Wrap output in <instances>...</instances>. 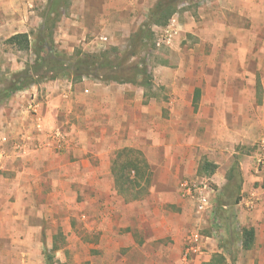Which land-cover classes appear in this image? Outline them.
Here are the masks:
<instances>
[{
    "label": "crops",
    "instance_id": "obj_1",
    "mask_svg": "<svg viewBox=\"0 0 264 264\" xmlns=\"http://www.w3.org/2000/svg\"><path fill=\"white\" fill-rule=\"evenodd\" d=\"M156 1L69 0L60 9L58 41L69 52L76 44L92 52L98 41L93 35H107L110 42L125 39L143 24ZM47 2L0 0V35L7 27L8 37L38 29L39 10ZM191 11L182 10L170 23L156 26L163 32L162 47L180 44L174 47L176 61L161 54L153 68L152 77L167 98L147 97L150 84L56 78L17 91L0 107V134L26 144L23 153L13 151L18 160L13 154L0 158V264H25L23 255L42 244V220H53L55 205L69 208L78 194V219H85L81 229L82 224L89 228L93 217L102 249L117 253L118 264H179L189 234L203 229L209 234H202L201 252L188 264H207L222 251L212 239L218 233L214 208L234 163L241 181L236 222L254 229L252 247L246 250L250 257L236 264H264V173L239 162L226 125L238 107L256 104L244 93L254 92L259 68L247 66L245 58L240 65H228L224 48H217L230 34L249 35L248 26L260 28L264 41V0H202ZM32 100L39 103L41 132L27 114ZM48 131L66 136V146L56 150ZM125 148L140 151L152 172L147 192L131 200L117 193L111 174L112 159ZM205 162L214 166L208 175L201 170ZM6 171H14V177ZM198 176L210 177L217 191L211 196L213 212L204 217L194 216L193 204L179 189L182 180ZM74 183L90 192L70 191ZM66 228L67 233L70 226ZM121 247H126L124 255Z\"/></svg>",
    "mask_w": 264,
    "mask_h": 264
},
{
    "label": "rangeland",
    "instance_id": "obj_2",
    "mask_svg": "<svg viewBox=\"0 0 264 264\" xmlns=\"http://www.w3.org/2000/svg\"><path fill=\"white\" fill-rule=\"evenodd\" d=\"M197 6V5H196ZM153 7V6H152ZM151 7V8H152ZM195 6H189L188 4H179L177 8V12H180L182 10H193ZM43 9L39 10V14L41 15ZM13 13L11 12H7ZM9 14V15H11ZM61 15V13H60ZM13 17V16H12ZM53 16H49L48 20L45 21L44 17L41 18V25L46 24L45 26H42L41 28L36 29L35 31L31 30L29 33L30 41L35 42L37 36L44 37L48 32L52 33V40L54 43L53 50L56 53L64 54L67 56L74 55L76 52H88L86 49H83V46H80V44H76L78 47H74L72 52L66 51L65 48H63L62 42L58 41V21L55 22L54 19H51ZM176 18V15L174 14L172 18ZM170 18V19H172ZM61 20V19H60ZM171 21V20H170ZM170 21L168 23H170ZM55 22V27L52 29V26H50L51 23ZM58 22V23H57ZM57 23V24H56ZM144 23V22H143ZM40 25V26H41ZM140 26L132 28V32L126 37L125 39L122 37L114 38L115 40L110 42L109 37L107 35H102L99 37V35L92 36L91 39L97 38V47L92 52L88 53H95L100 52L103 50H108L109 48H118L119 54L118 58L119 61L122 63H125V65H130L134 62H143L147 69V76H149V84L152 86L145 87L146 89V95L147 97L149 95L161 98H167L168 95H165V92L159 91V85L157 80H154V77H152L153 74V68L157 67L156 61H158L159 56L162 54L163 56H166L165 58L168 59V61L174 62L176 59L174 58L176 56L175 52H178L174 49V47L178 48L177 45H180L179 42H177L175 45H172V48L170 47H162L163 43H161L164 40L163 32L160 30L161 27L156 28V26L152 27L153 36L151 41L148 42L147 46L143 48L142 50H139V45L136 46L134 49L131 45L132 42H130V37L134 32L138 30ZM248 26L246 30L250 32V34H244L243 32L239 33V35L230 34V36L226 37L227 41L224 44H221L220 46L217 45V48H224V62L227 60L228 65H234L235 63L237 65H240L242 63V58H245V63L247 66L251 67H257L259 68L258 73L256 75V88L253 91H245L244 96H247L248 101L253 100L255 98L256 104H253V106H242L237 108V112L234 115H229L228 123L226 124L231 128V135L232 140H230V144H233L232 149L235 151V156L239 159V162H242L243 164L252 165L251 160V154L254 151V148L256 146L257 141L259 138L264 134V41H260V37L258 35L259 29L256 27ZM11 28H6L4 33L0 35V84L3 82L5 78H9L13 73L22 70L27 64H31L33 62V59L35 58V55L33 53V50H24L19 51L13 46L6 43V39L9 38L8 36L11 34ZM261 31H264V28H262ZM243 33V34H242ZM256 34V35H255ZM245 36V37H244ZM248 38V40H245ZM230 39V40H229ZM179 41V40H178ZM161 43L157 46V43ZM186 46H190V43H187ZM38 47V45L36 46ZM35 47V48H36ZM134 49V51L137 52V56L128 57V53L131 52ZM223 50V49H222ZM222 50H216L217 52H221ZM187 51V49H186ZM238 56L241 57V60L238 59ZM164 59V58H163ZM43 74L45 71H41ZM45 77H48L49 74H45ZM157 82V83H156ZM137 85L140 87V85H143V82L139 78H137L136 81ZM263 84V85H260ZM260 85V87H259ZM259 87V89H258ZM254 93V97H253ZM233 112V111H232ZM238 113H240L238 115ZM28 114V113H27ZM67 124V123H66ZM64 124V127L65 125ZM34 125V123H33ZM67 127V126H66ZM222 135V131L220 132ZM223 135H226L225 133ZM222 135V136H223ZM9 136V135H8ZM10 140H14L17 138H12L11 136ZM231 139V138H230ZM11 154H15L12 150V148H8L6 150V156L7 158L11 156ZM16 160L18 158L16 155H14ZM112 158V157H111ZM115 159V157L112 159V161ZM111 161V159H110ZM18 165V164H16ZM2 169H0V174L2 173ZM7 174L11 173V177L13 174H15L14 171H6ZM14 177V175H13ZM239 183V177L236 176L235 184ZM75 183L70 186V191H83L82 193H88L90 192V189L86 186H82V184L74 186ZM241 185V184H240ZM264 185V184H263ZM43 198H45L46 194H40ZM79 194L76 196L75 200L72 198H67L68 201L72 200L70 202L69 208H64L62 206H59L58 204L55 205L56 211H55V218L53 220H42V227L44 233L40 234L39 239L42 243L40 248L37 251H28L26 252L23 257L27 258L28 261H25V264H45V257H44V251L49 252L48 254H51L53 256L52 264H118L121 257L113 251H108L102 249V245L100 242V236L97 234V231L95 229V224L92 222V218L90 217V220L87 221V224L89 225V228H85L82 224L83 229H81L80 222H84L85 219L79 218L78 215L80 214L79 207H76V203L79 201ZM67 197V196H66ZM68 197H71L70 192L68 193ZM245 198V196H243ZM57 198V197H56ZM240 199V196H239ZM218 200H221L220 198ZM44 201V200H43ZM241 201V199L239 200ZM217 202V201H216ZM192 203V202H191ZM193 204V203H192ZM217 206V203H215V208ZM214 208V209H215ZM194 210V206H193ZM224 210V209H223ZM223 210H218L217 214H215L216 221L214 223V229L217 234H215V237H213V243L217 246H220L222 253L225 256L226 264H236L237 262L245 261L248 256L250 257V252L243 250L241 248V244L238 240L229 241L228 240V234L225 232V213ZM235 214V221L236 220V204L231 209ZM66 212V213H65ZM194 216L198 217V215L195 213L194 210ZM70 216L69 219H64L63 217L68 215ZM76 216V217H75ZM194 218V217H193ZM219 218V220H217ZM70 226V230L66 233V226ZM92 226V227H91ZM202 234L208 235L207 230H202ZM53 246H56L57 249H52ZM223 246V248H222ZM126 247H121L120 253L122 255L125 254L124 250ZM54 250V252L51 251ZM264 252H261L263 254ZM14 256V254H13Z\"/></svg>",
    "mask_w": 264,
    "mask_h": 264
},
{
    "label": "trees",
    "instance_id": "obj_3",
    "mask_svg": "<svg viewBox=\"0 0 264 264\" xmlns=\"http://www.w3.org/2000/svg\"><path fill=\"white\" fill-rule=\"evenodd\" d=\"M202 0H157L155 5L149 10L146 20L130 37L131 45L135 49L139 45V50L145 48L153 36V26H165L170 18L177 12L179 4L196 6ZM69 0H48L41 16L47 21L49 16H53L55 22L60 17V9L68 4ZM55 22L51 23L52 29ZM45 26L46 24L41 25ZM52 33L48 32L44 37L37 36L35 42L31 43L29 34L17 33L6 39V43L19 51L33 50L35 58L31 64H27L22 70L13 73L9 78H5L0 84V107L7 102L17 91L25 89L31 85L42 83L46 80L56 78H71L73 82H78L83 78H92L104 83H131L135 84L137 78L143 85L149 84V76L143 62H134L125 65L119 61L118 48H109L95 53L76 52L67 56L56 53L53 50L54 42ZM38 45V47H36ZM36 47V48H35ZM134 49L128 53V57L137 56ZM41 71H45L43 74ZM45 74H49L45 77ZM214 166L205 162L202 164V172L205 175L213 171ZM111 174L117 193L126 199H135L147 192L152 172L143 154L134 149H122L116 153L112 161ZM239 168L234 163L227 175V184L218 195L215 214L218 210L225 213V232L229 235L228 240H238L243 250L252 247L254 240V229L252 227H239L235 221V214L231 210L237 203L241 181ZM236 176L239 183L235 184ZM219 220V218L217 219ZM223 248V246H222ZM52 249H57L53 246ZM54 252V250H52ZM44 251L45 264H52L53 256ZM207 264H226L225 256L222 253H215Z\"/></svg>",
    "mask_w": 264,
    "mask_h": 264
},
{
    "label": "built area",
    "instance_id": "obj_4",
    "mask_svg": "<svg viewBox=\"0 0 264 264\" xmlns=\"http://www.w3.org/2000/svg\"><path fill=\"white\" fill-rule=\"evenodd\" d=\"M158 44L159 43H157V45ZM39 109L38 102L32 100L28 103L27 113L34 119V128L38 131L42 128L39 117ZM45 134L47 138L51 140L49 142L50 145H55L56 150L59 151L66 146V136L52 131H48ZM8 147L12 148L14 152L20 154L25 150L26 144L24 141L21 142L20 139L10 140V137L6 133H1L0 158L6 154ZM251 160L254 173H264V134L257 141L254 151L251 154ZM179 189L181 196L189 199L193 203L195 213L199 217H204L206 214H212L214 204L211 196L217 193V191L216 186L210 177L198 176L190 180H182L179 183ZM248 204L252 205V202ZM205 238L206 237L200 234L198 230L192 231L185 240L179 264H188L191 256L199 254L201 252V243L205 240Z\"/></svg>",
    "mask_w": 264,
    "mask_h": 264
}]
</instances>
